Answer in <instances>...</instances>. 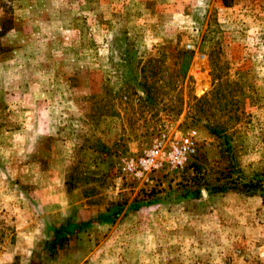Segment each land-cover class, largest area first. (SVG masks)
Segmentation results:
<instances>
[{"label":"rangeland","instance_id":"374dc122","mask_svg":"<svg viewBox=\"0 0 264 264\" xmlns=\"http://www.w3.org/2000/svg\"><path fill=\"white\" fill-rule=\"evenodd\" d=\"M226 1L0 0V264H264L259 195L131 206L264 173V0Z\"/></svg>","mask_w":264,"mask_h":264},{"label":"trees","instance_id":"16d2710c","mask_svg":"<svg viewBox=\"0 0 264 264\" xmlns=\"http://www.w3.org/2000/svg\"><path fill=\"white\" fill-rule=\"evenodd\" d=\"M225 5H230L226 0H222ZM126 53L129 52L131 49L130 47H126ZM132 50V49H131ZM131 73L132 69H128ZM234 191L246 195H259L260 197L264 198V173H260L252 178H245V179H237L229 177L227 181L218 184H211L205 185L202 188H193L188 189L184 193H179L177 195H166L160 196L158 193H153L150 196V199L139 201L137 203H133L131 206L133 208H139L142 205H153L158 203H166L171 202L173 199L182 200H191V199H201L205 194L208 197H211L214 194L226 191ZM87 221L75 223V222H68L58 228L55 229L53 237L50 239L48 243V251H51L53 247L58 244L64 243L69 235L72 232L76 231L77 229L81 228L82 226L87 225Z\"/></svg>","mask_w":264,"mask_h":264},{"label":"built area","instance_id":"2783aa9c","mask_svg":"<svg viewBox=\"0 0 264 264\" xmlns=\"http://www.w3.org/2000/svg\"><path fill=\"white\" fill-rule=\"evenodd\" d=\"M194 134L193 131L171 141L165 135L155 138L151 148L143 155L126 162L129 170L141 176L163 166L171 170L182 168L195 153Z\"/></svg>","mask_w":264,"mask_h":264}]
</instances>
